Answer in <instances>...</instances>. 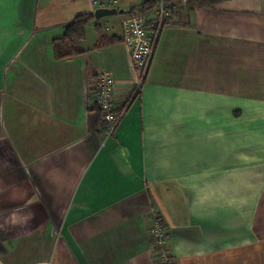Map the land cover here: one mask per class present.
I'll return each instance as SVG.
<instances>
[{
    "label": "crops",
    "instance_id": "0c3cea01",
    "mask_svg": "<svg viewBox=\"0 0 264 264\" xmlns=\"http://www.w3.org/2000/svg\"><path fill=\"white\" fill-rule=\"evenodd\" d=\"M94 11L0 0V264H159L152 207L177 264H264V0L179 9L139 88L126 15ZM81 14L85 52L56 59ZM98 26L120 40L95 47ZM102 71L127 105L106 138Z\"/></svg>",
    "mask_w": 264,
    "mask_h": 264
},
{
    "label": "built area",
    "instance_id": "2783aa9c",
    "mask_svg": "<svg viewBox=\"0 0 264 264\" xmlns=\"http://www.w3.org/2000/svg\"><path fill=\"white\" fill-rule=\"evenodd\" d=\"M97 8H120L124 0H90ZM153 2L154 4H150ZM147 3L145 10L127 13L123 20L122 42L130 52L135 69L138 88L144 83L154 57L155 49L169 17L181 8H187L186 0H131V7L138 8ZM151 5V6H149ZM95 84L96 104L104 122L103 137L112 136L126 113L127 105L117 108L115 102L116 79L109 71L100 72ZM149 233L151 235L154 257L159 264H177L176 257L168 246L169 228L160 209H150Z\"/></svg>",
    "mask_w": 264,
    "mask_h": 264
},
{
    "label": "trees",
    "instance_id": "16d2710c",
    "mask_svg": "<svg viewBox=\"0 0 264 264\" xmlns=\"http://www.w3.org/2000/svg\"><path fill=\"white\" fill-rule=\"evenodd\" d=\"M189 7H209L214 6L224 0H186ZM150 4H154L151 2ZM148 4L142 3L140 7L129 8L128 13H134L137 10H145ZM151 6V5H149ZM93 19V14L78 15L71 23H69L64 31V34L53 41V51L56 59L73 57L85 52L80 43L85 38L86 27ZM100 32L98 43L95 47H101L109 43L120 40L116 36H108L102 32V27H97ZM101 114V112H100ZM104 122L99 118V132H103Z\"/></svg>",
    "mask_w": 264,
    "mask_h": 264
},
{
    "label": "water",
    "instance_id": "95a60500",
    "mask_svg": "<svg viewBox=\"0 0 264 264\" xmlns=\"http://www.w3.org/2000/svg\"><path fill=\"white\" fill-rule=\"evenodd\" d=\"M129 9L128 8H117V7H111V8H106V7H103V8H97L95 11H94V16L96 18H101V17H104V16H109V15H114V14H125V13H128Z\"/></svg>",
    "mask_w": 264,
    "mask_h": 264
},
{
    "label": "rangeland",
    "instance_id": "374dc122",
    "mask_svg": "<svg viewBox=\"0 0 264 264\" xmlns=\"http://www.w3.org/2000/svg\"><path fill=\"white\" fill-rule=\"evenodd\" d=\"M126 14L127 13H125V14L118 13V14H114V15L104 16V17H101L100 20H101V22L103 23V25L105 26V29H106L109 26V24H110V23H106L107 21L111 22L112 19H120L121 17H123V15L125 16ZM92 27L93 26H90L88 28L87 41H90V37L92 35V30H93Z\"/></svg>",
    "mask_w": 264,
    "mask_h": 264
}]
</instances>
